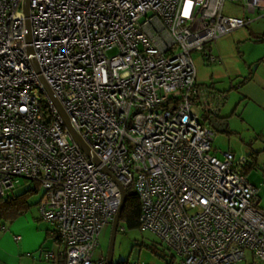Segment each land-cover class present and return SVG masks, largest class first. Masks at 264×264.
<instances>
[{
    "label": "built area",
    "instance_id": "2783aa9c",
    "mask_svg": "<svg viewBox=\"0 0 264 264\" xmlns=\"http://www.w3.org/2000/svg\"><path fill=\"white\" fill-rule=\"evenodd\" d=\"M26 1L0 0V197L19 178L43 188L40 216L58 246L44 257L103 264L93 251L120 184L138 195L139 229L180 264L264 261L248 157L212 150L224 95L197 84L192 58L251 21L224 14L226 1L264 17V0Z\"/></svg>",
    "mask_w": 264,
    "mask_h": 264
},
{
    "label": "rangeland",
    "instance_id": "374dc122",
    "mask_svg": "<svg viewBox=\"0 0 264 264\" xmlns=\"http://www.w3.org/2000/svg\"><path fill=\"white\" fill-rule=\"evenodd\" d=\"M240 4L226 1L223 13L226 15H241ZM195 53H192L194 58ZM227 90V87H219ZM221 90V91H222ZM229 93V92H228ZM227 93V94H228ZM221 100L220 116L228 125L224 131H217L214 128L212 150L218 155L223 151H231L236 158L246 156L249 158V144L258 151L256 164L246 170L247 180L258 188V195L264 203L263 175L259 168L264 161V145L262 141L253 135L248 136L245 124L238 114H233L234 101L227 97ZM234 130H237L236 133ZM133 189V188H132ZM28 191V192H27ZM27 192L24 197V205L14 214L12 218L0 215V260H5L9 264H56L53 259H46L43 251L53 250L56 254L58 246L52 237H46L45 229L48 223L41 218L39 212V202L43 195V188L34 181L19 178L14 185L10 196L21 195ZM8 197V196H7ZM45 226H47L45 228ZM112 254V264H180L179 256L161 243L159 237L149 231L139 228H128L126 224L119 220ZM124 228L121 230V228ZM110 225L104 227L98 238L97 247L93 251V260L105 258L109 245ZM17 237V238H15ZM249 254L248 252L246 255ZM3 262V261H2ZM256 264H264L256 261Z\"/></svg>",
    "mask_w": 264,
    "mask_h": 264
},
{
    "label": "crops",
    "instance_id": "0c3cea01",
    "mask_svg": "<svg viewBox=\"0 0 264 264\" xmlns=\"http://www.w3.org/2000/svg\"><path fill=\"white\" fill-rule=\"evenodd\" d=\"M241 17L251 21L244 27L226 33L206 46V49L195 53L193 58L196 70V82L203 89H211L214 93H225L234 101L233 114H238L245 124L250 138L256 135L261 141L264 137V17L246 13ZM212 56L210 60L208 56ZM227 87V90L219 87ZM222 90V91H221ZM220 111V110H219ZM215 117L224 131L223 117ZM222 127V128H221ZM236 133L237 130H234ZM263 143V142H262ZM250 152H258L249 144ZM264 162V161H263ZM262 162V163H263ZM47 226H45L46 228ZM51 226L45 229L46 237H50ZM55 253L53 250L46 249ZM45 251H43L44 254ZM59 259H53V261ZM3 261V262H2ZM0 264H9L5 260ZM263 262L264 261H260ZM237 264H256L251 254Z\"/></svg>",
    "mask_w": 264,
    "mask_h": 264
},
{
    "label": "trees",
    "instance_id": "16d2710c",
    "mask_svg": "<svg viewBox=\"0 0 264 264\" xmlns=\"http://www.w3.org/2000/svg\"><path fill=\"white\" fill-rule=\"evenodd\" d=\"M258 152H253L249 154L248 162L244 166V173L246 170L254 167L256 164V157ZM39 185V184H38ZM132 186L126 189V199L120 214V221L124 222L126 226L130 229L139 228V215H140V202L137 193ZM28 192V191H27ZM22 193L16 196H5L0 197V215L6 218L14 217V214L24 205V195L27 193ZM123 228V227H122ZM124 229V228H123ZM120 230L117 227V231ZM58 264H65V260L60 258ZM121 264V263H118ZM122 264H125L122 262Z\"/></svg>",
    "mask_w": 264,
    "mask_h": 264
},
{
    "label": "water",
    "instance_id": "95a60500",
    "mask_svg": "<svg viewBox=\"0 0 264 264\" xmlns=\"http://www.w3.org/2000/svg\"><path fill=\"white\" fill-rule=\"evenodd\" d=\"M26 2H28V0ZM24 10H25V13H27V3H26ZM26 25L28 27V23H26ZM46 88H47L48 92L50 93V95H52L51 90L49 89V87L47 85H46ZM55 104H56L57 109L60 112L61 116L63 117L69 132L71 133L72 137L74 138V140L76 141L78 146L86 154H90L89 148L84 144V142L81 140V138L74 132L73 128L71 127V125L68 121V117L65 114V112L63 111L62 107L56 101H55ZM210 124H211V127L214 128L215 130L220 129L219 126L221 125V123L218 122L215 117L210 119ZM226 124H227L226 122L223 123V126H224L223 128H225ZM95 161L98 162V160L96 158H95ZM119 188L121 191V202H120V206H119V208H118V210H117V212L113 218V221L110 225L109 245L107 248V253H106V256L104 258L103 264H112L114 239H115V235L117 232V227H118V223H119V219H120L121 210H122V207H123L125 199H126V189L123 186H121L120 184H119Z\"/></svg>",
    "mask_w": 264,
    "mask_h": 264
}]
</instances>
